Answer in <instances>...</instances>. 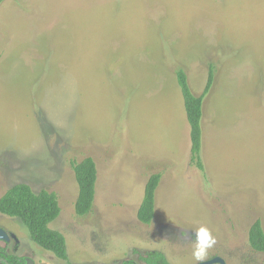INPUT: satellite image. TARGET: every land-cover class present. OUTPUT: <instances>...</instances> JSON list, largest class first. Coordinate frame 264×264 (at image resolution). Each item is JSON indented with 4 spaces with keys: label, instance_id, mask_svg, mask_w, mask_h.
Wrapping results in <instances>:
<instances>
[{
    "label": "rangeland",
    "instance_id": "obj_1",
    "mask_svg": "<svg viewBox=\"0 0 264 264\" xmlns=\"http://www.w3.org/2000/svg\"><path fill=\"white\" fill-rule=\"evenodd\" d=\"M203 102L200 156L175 73ZM92 158V210L74 213L71 162ZM161 175L150 225L136 219ZM53 192L67 260L0 214L8 256L33 264H264L247 242L264 231V0H0V197L16 184ZM215 239L205 258L199 229Z\"/></svg>",
    "mask_w": 264,
    "mask_h": 264
},
{
    "label": "trees",
    "instance_id": "obj_2",
    "mask_svg": "<svg viewBox=\"0 0 264 264\" xmlns=\"http://www.w3.org/2000/svg\"><path fill=\"white\" fill-rule=\"evenodd\" d=\"M175 76L189 127V161L200 172H203L204 168L200 156L202 106L213 86L214 70L212 66L209 67L205 86L198 96L191 92L187 76L183 70H177ZM70 164L78 188L74 213L77 217L82 218L88 215L93 207L97 179L96 165L93 159L89 157ZM160 179L159 173L151 174L147 178L142 200L136 213V219L140 224L150 225L155 217V192ZM58 204L55 193L44 190L34 193L28 185L21 183L12 186L0 197V214L18 219L38 247L50 252L58 260L66 261L65 239L62 234L49 227L60 214ZM247 242L253 251L264 253V231L260 221H255L249 227ZM3 252L4 249H0V258H2ZM5 259L8 264H23L24 262L15 256H6ZM142 260L145 264H169L159 252H150Z\"/></svg>",
    "mask_w": 264,
    "mask_h": 264
},
{
    "label": "clouds",
    "instance_id": "obj_3",
    "mask_svg": "<svg viewBox=\"0 0 264 264\" xmlns=\"http://www.w3.org/2000/svg\"><path fill=\"white\" fill-rule=\"evenodd\" d=\"M215 244V239L211 236L207 229L201 228L197 233V242L195 251L193 253L194 258L197 261H202L207 253V249L211 248Z\"/></svg>",
    "mask_w": 264,
    "mask_h": 264
},
{
    "label": "water",
    "instance_id": "obj_4",
    "mask_svg": "<svg viewBox=\"0 0 264 264\" xmlns=\"http://www.w3.org/2000/svg\"><path fill=\"white\" fill-rule=\"evenodd\" d=\"M0 241H5V242L9 241V238L6 236L5 232L2 230H0ZM26 264H33V263L31 260L27 259ZM202 264H224V262L219 258H215V259L209 260L207 262H204Z\"/></svg>",
    "mask_w": 264,
    "mask_h": 264
},
{
    "label": "flooded vegetation",
    "instance_id": "obj_5",
    "mask_svg": "<svg viewBox=\"0 0 264 264\" xmlns=\"http://www.w3.org/2000/svg\"><path fill=\"white\" fill-rule=\"evenodd\" d=\"M9 218V217H8ZM0 230H2V229H0ZM2 231H4V230H2ZM5 232V231H4ZM5 234H6V236L9 238V241L8 242H10L11 240H13V241H15V242H17L18 243V240H17V238L13 235V234H7L6 232H5ZM15 238V239H14ZM4 243H8V242H5V241H3ZM6 256H8V254H6V252H5V250H4V252L2 253V258H0V264L1 263H4V264H8L7 262H6V259H5V257ZM19 259H22V258H19ZM24 262H23V264H26V260L27 259H22Z\"/></svg>",
    "mask_w": 264,
    "mask_h": 264
}]
</instances>
